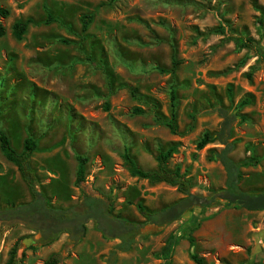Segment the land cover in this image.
Returning <instances> with one entry per match:
<instances>
[{
	"label": "rangeland",
	"instance_id": "374dc122",
	"mask_svg": "<svg viewBox=\"0 0 264 264\" xmlns=\"http://www.w3.org/2000/svg\"><path fill=\"white\" fill-rule=\"evenodd\" d=\"M0 129L20 151L36 141L31 166L37 187L56 207L76 206L84 191L109 195L113 213L142 230L103 237L93 219L72 245L62 233L48 245L23 224L0 222V264L13 244L25 264H264V210L233 208L223 201L193 207L168 225L147 223L138 211L180 197L176 187L131 176L127 153L142 169L173 146L167 167L178 166L191 192L224 186L225 171L208 159L214 142L197 149L204 131L238 102L231 158L241 166L239 186L264 187V57L239 48L233 36L251 37L264 51V0H0ZM91 14L86 31L80 16ZM30 19L20 40L16 20ZM176 103V133L162 121ZM141 109L136 112L135 109ZM86 158L85 179L75 186L76 156ZM31 200L15 165L0 150V206ZM28 238L26 245L23 241ZM33 245V248H29Z\"/></svg>",
	"mask_w": 264,
	"mask_h": 264
},
{
	"label": "trees",
	"instance_id": "16d2710c",
	"mask_svg": "<svg viewBox=\"0 0 264 264\" xmlns=\"http://www.w3.org/2000/svg\"><path fill=\"white\" fill-rule=\"evenodd\" d=\"M8 15V8L0 6V17L6 18ZM91 19V14L80 16L82 31H86ZM29 22H31L30 19L14 21L11 25L12 36L20 40ZM3 34L4 29L0 25V36ZM233 39L239 48H247L254 55L264 57V51L257 47L256 42L251 37L236 35L233 36ZM170 99L169 117L163 118L162 121L171 133H176V103L173 93H171ZM248 102L247 99L239 101L231 113L224 107H218L216 111L221 117L218 129L213 132L204 131L196 143L197 149L214 142L222 146L221 148H210L208 159L217 161L222 165L225 171L224 186L210 187L205 194L191 192L192 182L186 171H181L178 166L172 169L167 167V159L174 150L173 146H169L164 151H159L155 156L156 166L147 170L140 168L127 153H124L123 158L131 176L145 179L152 184L166 183L176 187V190L180 193L178 199L156 210H150L142 203H138V211L145 222L161 226L168 225L179 219L190 208L209 206L217 201H223L233 208H243L248 211L264 210V187L244 190L239 186L243 175L240 167L256 164L257 158L250 156L245 158L243 162H236L230 156L233 149V142L230 141L233 128L232 122L236 118H242L238 110ZM135 111L141 112L142 110L137 108ZM36 145V141L28 136L23 139L20 151H17L11 145L7 134L0 129V150L3 156L15 165L31 196V200L28 202H9L5 206H0V222L25 225L36 232L35 243L42 246L52 243L62 233H68L72 245L77 244L83 236L85 224L89 219L94 220L95 228L105 238L142 230L141 223L129 221L113 213L112 200L109 195L93 196L82 191L78 205L66 208L54 206L47 195L37 187V176L31 166V155L36 149ZM76 160L77 169L74 184L80 187L85 179L86 158L77 155ZM19 247V242L16 241L10 249L4 264H25L24 253L18 255ZM29 248H33V245H30ZM192 259L196 264H202V261L195 254L192 255ZM58 263L57 254L50 255L44 261V264Z\"/></svg>",
	"mask_w": 264,
	"mask_h": 264
},
{
	"label": "water",
	"instance_id": "95a60500",
	"mask_svg": "<svg viewBox=\"0 0 264 264\" xmlns=\"http://www.w3.org/2000/svg\"><path fill=\"white\" fill-rule=\"evenodd\" d=\"M27 240H29V239H28V238H25L23 242H24L26 245H29V244H30V242H29V241H27Z\"/></svg>",
	"mask_w": 264,
	"mask_h": 264
}]
</instances>
